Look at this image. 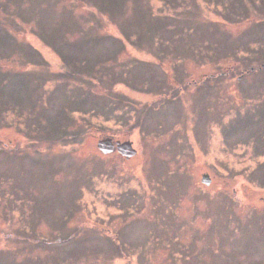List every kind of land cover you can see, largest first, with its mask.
<instances>
[{
    "label": "rangeland",
    "instance_id": "obj_1",
    "mask_svg": "<svg viewBox=\"0 0 264 264\" xmlns=\"http://www.w3.org/2000/svg\"><path fill=\"white\" fill-rule=\"evenodd\" d=\"M0 264H264V0H0Z\"/></svg>",
    "mask_w": 264,
    "mask_h": 264
},
{
    "label": "water",
    "instance_id": "obj_2",
    "mask_svg": "<svg viewBox=\"0 0 264 264\" xmlns=\"http://www.w3.org/2000/svg\"><path fill=\"white\" fill-rule=\"evenodd\" d=\"M97 147L103 154H108L113 151L114 148L126 159L133 157L136 154V149L133 148L131 141L113 142L111 138H104L98 141ZM201 182L205 185H209L211 179L208 174H202Z\"/></svg>",
    "mask_w": 264,
    "mask_h": 264
}]
</instances>
